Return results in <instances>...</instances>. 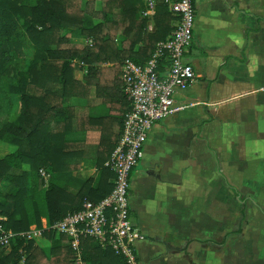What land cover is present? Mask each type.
Segmentation results:
<instances>
[{
    "label": "crops",
    "instance_id": "1",
    "mask_svg": "<svg viewBox=\"0 0 264 264\" xmlns=\"http://www.w3.org/2000/svg\"><path fill=\"white\" fill-rule=\"evenodd\" d=\"M193 5L185 60L196 81L176 93L181 108L152 125L129 179L130 213L140 236L137 260L264 264V221L250 224V256L210 254V245L234 227L226 229V188L246 198L251 212L264 211V0H193ZM84 73L76 68L74 77ZM110 99L91 94L69 101L68 141L83 152L80 169L67 175L70 184L95 173L100 148L104 156L116 134ZM242 208L245 215L246 202ZM243 229L229 234L239 237Z\"/></svg>",
    "mask_w": 264,
    "mask_h": 264
},
{
    "label": "trees",
    "instance_id": "2",
    "mask_svg": "<svg viewBox=\"0 0 264 264\" xmlns=\"http://www.w3.org/2000/svg\"><path fill=\"white\" fill-rule=\"evenodd\" d=\"M142 9L141 0H0V142L16 146L0 157L4 229L41 228L42 218L51 226L81 209L85 200L98 201L111 192L113 172L104 163L129 110L118 78L122 64L130 59L144 65L174 29L165 0H155L152 29ZM80 38L87 40H75ZM27 43L33 53L19 68ZM76 68L85 70L81 79L74 77ZM91 94L119 103L118 111L110 106L117 129L104 156L100 148L95 173L75 186L67 180L80 169L83 152L68 141L73 132L69 101ZM12 96H18L19 108L11 116ZM40 169L49 174L47 181ZM244 218L242 208L229 233L241 234ZM42 230L48 254L36 240L17 235L9 245H0V264H76L70 238L50 227ZM80 248L86 264H125L123 256L90 237L80 239Z\"/></svg>",
    "mask_w": 264,
    "mask_h": 264
},
{
    "label": "built area",
    "instance_id": "3",
    "mask_svg": "<svg viewBox=\"0 0 264 264\" xmlns=\"http://www.w3.org/2000/svg\"><path fill=\"white\" fill-rule=\"evenodd\" d=\"M175 18L174 29L159 41L144 65L126 59L119 79L129 104L122 123L119 140L104 163L112 172V190L98 201L85 200L81 209L67 213L51 226L42 218V227L31 225L25 232L4 229L5 216L0 214V245H9L17 235L27 240L42 237V229L52 228L56 234L70 238L76 264L81 259L80 239L90 237L102 247L109 246L123 256L125 264H139L136 241L140 238L134 228L129 206V179L131 171L143 158L145 143L152 125L181 108L175 104V95L196 81L193 66L185 60L192 42L195 14L193 0H165ZM141 14L149 18L152 29L155 0H142ZM91 42V40H88ZM45 181L49 174L40 169Z\"/></svg>",
    "mask_w": 264,
    "mask_h": 264
},
{
    "label": "rangeland",
    "instance_id": "4",
    "mask_svg": "<svg viewBox=\"0 0 264 264\" xmlns=\"http://www.w3.org/2000/svg\"><path fill=\"white\" fill-rule=\"evenodd\" d=\"M77 41H84L87 39H75ZM89 40V39H88ZM33 53V49L29 43H27L25 48V59L22 61H19L18 67L24 68V66L27 65L28 60L31 58ZM12 104L13 107L11 109L10 115L16 114L19 108V99L18 96H12ZM11 115V116H12ZM8 115V117H11ZM15 145L13 144H7L5 142H0V157L4 156L5 154L13 151L15 149ZM246 202V208H245V219L243 223L244 227V233L243 235H239V237H234L233 235L227 233L226 236L220 241V243H216L215 246L210 245V254L211 255H223L225 254L226 257L233 256L235 254H243V256H246L244 254H247L250 256V224L251 223H262L264 221V211L262 209L253 210L251 212L250 210V204L249 201L246 198H243V196H239V194L233 190L232 188L229 190L226 188V198H225V211H226V229L232 228V226L235 225L234 220L238 219L239 217V210L242 206H244V203ZM255 207V206H254ZM231 225V226H230ZM228 232V231H227ZM37 244L45 248V253L48 254V246L49 242H45V238L40 237L35 239ZM42 241V242H41ZM240 242V243H239ZM47 249V250H46ZM230 264V263H227ZM245 264H249V261H245Z\"/></svg>",
    "mask_w": 264,
    "mask_h": 264
}]
</instances>
